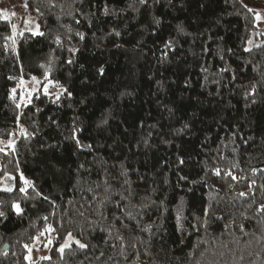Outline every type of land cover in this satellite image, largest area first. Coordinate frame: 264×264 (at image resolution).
<instances>
[{"label": "trees", "instance_id": "1", "mask_svg": "<svg viewBox=\"0 0 264 264\" xmlns=\"http://www.w3.org/2000/svg\"><path fill=\"white\" fill-rule=\"evenodd\" d=\"M27 8L40 34H16L0 12V142L17 135L0 150L14 184L0 190V264H264L255 11L240 0ZM33 78L61 94L21 99ZM48 227L49 256L27 260Z\"/></svg>", "mask_w": 264, "mask_h": 264}, {"label": "rangeland", "instance_id": "2", "mask_svg": "<svg viewBox=\"0 0 264 264\" xmlns=\"http://www.w3.org/2000/svg\"><path fill=\"white\" fill-rule=\"evenodd\" d=\"M244 5L253 9L256 13V25L260 29H264V0H240ZM0 12L3 16L10 20L14 26V32H30L40 34L41 30L36 17L28 11L27 0H0ZM45 81L44 84L42 82ZM21 99H24L26 94L31 97L35 93H39L42 88L43 92H48L58 97L61 94L60 88L56 87L53 82L45 79L33 78L28 83H22ZM26 101V100H25ZM17 141V135L11 139L0 142V150L6 151L3 148H13ZM23 188H28L31 183L29 180L23 179ZM27 181L28 183H25ZM14 187L13 178H0V190H10ZM52 229H45L28 249L26 255L27 260L35 261L49 256V251L52 247L53 237Z\"/></svg>", "mask_w": 264, "mask_h": 264}, {"label": "snow or ice", "instance_id": "3", "mask_svg": "<svg viewBox=\"0 0 264 264\" xmlns=\"http://www.w3.org/2000/svg\"><path fill=\"white\" fill-rule=\"evenodd\" d=\"M249 10L251 11V9H249ZM101 71H102V69H101ZM217 174H219V172H217ZM233 179H235V177H233ZM25 183H28V182L25 181ZM21 190L23 191V189H21ZM240 195H241V196H244L245 193L242 192V193H240ZM13 207L17 210V212L20 211L18 205H14ZM262 210H264V206H262ZM2 215H3V213H0V216H2ZM69 239H71V234H69ZM77 243L79 244V247L82 248V249L86 247L84 244H80L79 241H77ZM67 246H68V245L65 244L63 247H61L60 251L63 252L64 247H67Z\"/></svg>", "mask_w": 264, "mask_h": 264}, {"label": "water", "instance_id": "4", "mask_svg": "<svg viewBox=\"0 0 264 264\" xmlns=\"http://www.w3.org/2000/svg\"><path fill=\"white\" fill-rule=\"evenodd\" d=\"M8 248H9V246H8V245H5V246L2 248V251L4 252V251H6Z\"/></svg>", "mask_w": 264, "mask_h": 264}]
</instances>
